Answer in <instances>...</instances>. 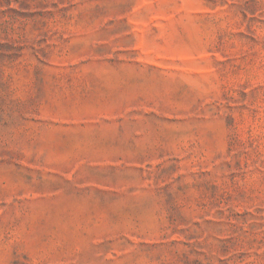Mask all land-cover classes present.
I'll use <instances>...</instances> for the list:
<instances>
[{"label": "rangeland", "instance_id": "1", "mask_svg": "<svg viewBox=\"0 0 264 264\" xmlns=\"http://www.w3.org/2000/svg\"><path fill=\"white\" fill-rule=\"evenodd\" d=\"M0 264H264V0H0Z\"/></svg>", "mask_w": 264, "mask_h": 264}]
</instances>
